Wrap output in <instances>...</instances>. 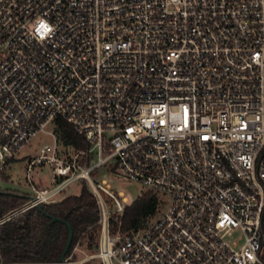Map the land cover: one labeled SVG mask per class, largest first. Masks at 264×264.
Here are the masks:
<instances>
[{"label":"built area","instance_id":"1","mask_svg":"<svg viewBox=\"0 0 264 264\" xmlns=\"http://www.w3.org/2000/svg\"><path fill=\"white\" fill-rule=\"evenodd\" d=\"M57 119L87 152L43 146L0 226L83 180L101 264H264V0H0V183ZM106 166L164 198L145 229L110 234L124 201L90 177Z\"/></svg>","mask_w":264,"mask_h":264},{"label":"trees","instance_id":"2","mask_svg":"<svg viewBox=\"0 0 264 264\" xmlns=\"http://www.w3.org/2000/svg\"><path fill=\"white\" fill-rule=\"evenodd\" d=\"M54 134L60 145L71 149L74 154L87 152L89 145L69 124L61 119L53 123ZM82 166H88L87 156L78 160ZM78 184L76 194H68L52 204H42L18 215L0 226V258L3 263L16 262L55 263L67 242L69 232L61 221L72 230V242L65 258L69 257L77 245L85 240L92 247L99 236V209L96 199L85 181ZM28 199L26 193L0 189V216L18 208ZM163 208L162 195L144 190L119 215L111 216L109 231L111 235H131L145 229L152 218L158 217ZM98 234V235H97ZM97 249V246L94 247ZM100 264V262H99Z\"/></svg>","mask_w":264,"mask_h":264},{"label":"rangeland","instance_id":"3","mask_svg":"<svg viewBox=\"0 0 264 264\" xmlns=\"http://www.w3.org/2000/svg\"><path fill=\"white\" fill-rule=\"evenodd\" d=\"M57 141V138L54 134V126L50 125L46 133H41L35 137L29 145L24 149L19 159L11 166V168L6 172L4 176V182L0 183V189H8L12 191H18L25 193L26 189L29 187L27 179V166L30 158H34L39 155L40 149L45 145H53L54 141ZM57 154L61 159H67L74 155L71 149H68L60 145L57 141ZM113 161L111 162V165ZM29 180L37 188H51L53 186V171L52 167L48 164L43 165L42 167H34L29 172ZM91 179L94 183L105 182L109 187V190L113 193L120 195L123 202V206L131 205L141 194L142 191L146 190L142 185L133 183L127 180L122 179L121 177L113 174L109 170V167L98 168L91 174ZM80 182V181H79ZM78 183V182H77ZM73 185L63 196L68 194H76L78 192V184ZM88 188L89 185L86 182ZM62 196V197H63ZM165 200L163 198V209L165 208ZM157 217L152 218L149 223L154 221ZM98 235V234H97ZM127 236V235H122ZM242 234L239 231H234L230 233L227 237L229 243L241 244ZM99 240V236L94 239L92 247L89 248V243L85 240L81 245L75 246L72 253L70 254L71 261L73 262H82L81 264H99V261L96 259H91V256L94 255L95 249ZM101 264V263H100Z\"/></svg>","mask_w":264,"mask_h":264},{"label":"water","instance_id":"4","mask_svg":"<svg viewBox=\"0 0 264 264\" xmlns=\"http://www.w3.org/2000/svg\"><path fill=\"white\" fill-rule=\"evenodd\" d=\"M51 221L52 222H55V221H61V222H63L67 226V229H68V232H69V236H68L67 242H66V244H65V246H64V248H63V250L61 252V255L59 256V258L57 260V262H55V263H47V264H61V263H63L66 255H67V253H68V251L70 249V246H71V242H72V230H71V227L66 222H64L62 220H59V219H56V218H51Z\"/></svg>","mask_w":264,"mask_h":264},{"label":"snow or ice","instance_id":"5","mask_svg":"<svg viewBox=\"0 0 264 264\" xmlns=\"http://www.w3.org/2000/svg\"><path fill=\"white\" fill-rule=\"evenodd\" d=\"M43 27V25H41Z\"/></svg>","mask_w":264,"mask_h":264}]
</instances>
